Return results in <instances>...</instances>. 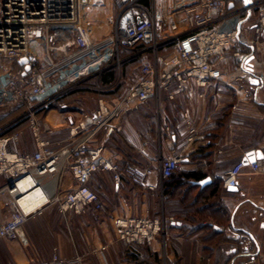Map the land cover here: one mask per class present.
I'll list each match as a JSON object with an SVG mask.
<instances>
[{
    "label": "built area",
    "instance_id": "obj_1",
    "mask_svg": "<svg viewBox=\"0 0 264 264\" xmlns=\"http://www.w3.org/2000/svg\"><path fill=\"white\" fill-rule=\"evenodd\" d=\"M103 1L107 0H0V199L10 206L9 217L0 222V240L25 243L23 225L45 204L57 205L62 214H81L89 207L101 209L98 194L90 187L98 172H111L117 185L125 179L154 190L147 184L156 172L153 166H120L102 147H90L92 139L111 127L129 104L145 102L160 90H170L169 98L173 99L176 92H191L223 81L219 63L235 45L246 43L243 17L248 7L243 0H186L176 7L169 0H111L118 8L113 30L94 39L86 14ZM251 9L256 12L251 30L258 35L264 31V1H253ZM53 31L62 35L56 43L51 39ZM40 40L42 60L31 51L32 42ZM168 46L172 52L166 51ZM233 55L241 66L230 80L251 78L247 53L235 51ZM135 58L141 60L135 80L118 98H99L96 109L71 126L68 139L53 144L47 138L54 129L39 113L49 101ZM22 59L28 62L21 64ZM24 119L35 146L32 153L17 149L19 133L11 131ZM182 161L181 154L160 158L161 178H170ZM250 167L264 170L261 162ZM66 171L76 186L60 194L59 182ZM28 179L31 188L40 186L43 190L40 207L21 205L25 193L19 185ZM236 183L235 173L230 172L225 187ZM164 222L163 217L119 215L113 225L118 240L152 245L164 233Z\"/></svg>",
    "mask_w": 264,
    "mask_h": 264
},
{
    "label": "crops",
    "instance_id": "obj_2",
    "mask_svg": "<svg viewBox=\"0 0 264 264\" xmlns=\"http://www.w3.org/2000/svg\"><path fill=\"white\" fill-rule=\"evenodd\" d=\"M255 14L254 10L243 24L246 43L235 45L218 65L223 81L176 92L173 99L170 90H160L145 102L129 104L111 127L92 139L90 147H102L120 166H153L156 172L147 184L154 190L125 179L117 185L111 172L95 173L90 187L98 194L101 209L62 214L55 204L42 205L23 225L25 243L0 240V264H264V170L242 164L249 151L258 150L263 159L257 162L264 165V31L255 35L251 30ZM112 30L113 25L93 38ZM31 51L42 60L43 42H32ZM235 51L254 57L250 63L259 85L249 77L230 80L241 66ZM100 76L94 79L99 81ZM102 89L118 88L110 84ZM81 111L83 104L70 107L67 118L57 110L45 112L41 119L54 129L47 138L53 144L68 139ZM178 154L183 161L174 177L162 179L158 160ZM230 172L237 183L225 187ZM75 186L66 171L59 182L60 194ZM9 215L6 201L0 199V222ZM119 215L163 217L164 233L152 245L127 244L115 233L113 221Z\"/></svg>",
    "mask_w": 264,
    "mask_h": 264
},
{
    "label": "rangeland",
    "instance_id": "obj_3",
    "mask_svg": "<svg viewBox=\"0 0 264 264\" xmlns=\"http://www.w3.org/2000/svg\"><path fill=\"white\" fill-rule=\"evenodd\" d=\"M185 1L186 0H176L175 2L174 0V4L179 6ZM117 10H118L117 5L114 3V1L111 2V0L100 2L96 6H93L92 8L88 10L86 14V21H87V26L93 31L92 37L95 36L96 38L100 34H104L108 32L110 26L113 25L112 20L113 18H115L117 14ZM253 20L256 22L255 19ZM54 32L56 31L52 32L51 39L53 43L54 42L56 43L57 41L62 39V35H58L57 33L54 34ZM166 51L172 52V47L171 46L166 47ZM138 64H139V61L129 64V66L127 67L126 77L124 76L125 70L123 69V66L113 68L115 71V78H114L112 85L114 88L116 89L118 88L117 92L115 91L116 93L119 94V92L121 91L123 93L125 89L134 82L135 77L138 72ZM94 78L95 77H93L92 79ZM89 81L90 79L85 81L84 84H82V86H79L78 89L84 90L85 88V89H89V90L97 91V92L103 91L102 88L104 85H101L99 81H96V79H94L92 82H89ZM119 88H121V90H119ZM80 91L75 92L73 94H70L71 92L66 93L57 99H52L45 105L43 110L40 111L39 117L42 118L45 112H47L49 109L50 110L53 109V110H57L58 112L66 115V118H67V111H70V107L75 106V105L81 106V104H83V112L81 111L83 114L92 113L93 112L92 110H94L97 106V102H98V98L100 94L92 93L91 91L90 92H85V91L80 92ZM118 94L113 95L112 96L113 99L118 98L121 95V94L120 95ZM46 107L47 109H45ZM1 124L2 123H0V125ZM18 133H19L18 142L16 143L17 149L23 153L24 152L32 153L33 143L30 137L31 134H30L28 126L24 124L20 126ZM6 207L8 208V210H10V206L8 204H6Z\"/></svg>",
    "mask_w": 264,
    "mask_h": 264
},
{
    "label": "water",
    "instance_id": "obj_4",
    "mask_svg": "<svg viewBox=\"0 0 264 264\" xmlns=\"http://www.w3.org/2000/svg\"><path fill=\"white\" fill-rule=\"evenodd\" d=\"M244 1V4L246 7H248V11L246 12L245 16L243 17V19H245L248 15H251L252 14V6H253V1L252 0H243ZM232 7V5H230V8ZM241 26H242V22H240L239 24V30H241ZM245 44V43H244ZM250 48L252 50L255 49L254 46H251L250 45ZM247 56L249 57L248 58V65H246V68H247V72L251 75V83H253L254 85H259L260 84V80L259 78L256 77L255 73L252 71V67L253 65L250 63V61L254 58L252 55H250L249 53H247ZM28 61L27 59H22L20 61L21 64H26ZM26 70H28V67L26 68ZM263 159V155L261 154L260 151L258 150H255V151H249L247 154H246V157L244 158L242 164L243 165H248V164H253V163H256L258 160H261ZM210 179H206L204 181H202V183H205V182H208Z\"/></svg>",
    "mask_w": 264,
    "mask_h": 264
},
{
    "label": "trees",
    "instance_id": "obj_5",
    "mask_svg": "<svg viewBox=\"0 0 264 264\" xmlns=\"http://www.w3.org/2000/svg\"><path fill=\"white\" fill-rule=\"evenodd\" d=\"M124 54H126V53H124ZM138 61H139V64H138V67H139V65L141 64V60L139 58L131 59V60L125 62L122 65L123 66V69L125 70L124 71L125 72V74H124L125 77H126V73H127V67L129 66V64L135 63V62H138ZM114 78H115V71H114L113 68H110V69H107L104 73L101 74V76L99 78V83L101 85H110V84L113 83ZM93 80L94 79L91 78L89 82H92ZM80 90L81 89H76L74 91H71L70 94H73L75 92H79ZM82 91H85V92H90L91 91L92 93L100 94L99 97H106V98H107V96L110 97L109 95L113 96L115 94H118V93H116L117 90H116V92L114 91L115 93L114 92H109V91L108 92H105V91L97 92V91H92V90L85 89V88H84V90L82 89ZM118 95H120V94H118ZM107 99H109V98H107ZM47 107L45 109H47ZM23 124L24 125H27V120L26 119L22 120L19 124H16L14 127H12L13 128V129L11 128L12 129V132L13 131L18 132L20 126H22ZM175 173L170 178H168V179H171L172 177H174Z\"/></svg>",
    "mask_w": 264,
    "mask_h": 264
},
{
    "label": "bare ground",
    "instance_id": "obj_6",
    "mask_svg": "<svg viewBox=\"0 0 264 264\" xmlns=\"http://www.w3.org/2000/svg\"><path fill=\"white\" fill-rule=\"evenodd\" d=\"M30 185V179L21 182L19 185L25 193L21 200V205L25 208L40 207L43 204V200L40 199L43 190L40 186L31 188Z\"/></svg>",
    "mask_w": 264,
    "mask_h": 264
}]
</instances>
